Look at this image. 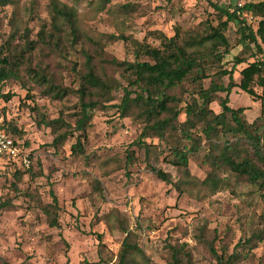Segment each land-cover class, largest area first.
Returning <instances> with one entry per match:
<instances>
[{
  "label": "rangeland",
  "instance_id": "obj_1",
  "mask_svg": "<svg viewBox=\"0 0 264 264\" xmlns=\"http://www.w3.org/2000/svg\"><path fill=\"white\" fill-rule=\"evenodd\" d=\"M232 1L243 6L264 0H110L108 4L104 0H10L7 6H0V46L10 41L12 49L21 51L26 32L30 41H36L46 27L51 43H39L31 58L33 69L63 88L77 90L84 49L97 56L99 67L109 78L127 87L121 72L103 62L104 58L133 63L136 48L131 40L159 48V34L173 37L178 29L187 34L202 32L207 25L216 27L219 15L212 4L228 7ZM54 2L76 13L80 44L74 49L70 30L61 19L62 33L53 30ZM246 20L257 30L258 19L248 15ZM15 32L18 35L11 41ZM225 34L232 47L223 64L231 69L234 57L241 55L244 47L239 45L234 24ZM111 36L130 41H113ZM138 60L153 63L143 55ZM246 67L237 68V83ZM28 69L24 66L19 81L11 79L0 90L2 116L22 134L16 135L22 145L15 166L0 165V203L9 205L0 212V264H118L126 238L124 229L132 233L133 243L142 251L132 256V264H175L172 249L190 255V264H217L215 255L231 256L240 240L264 230V198L253 186L230 178L231 185L214 196L191 186L180 195L173 185L161 181L151 168L169 174L174 183L181 173L164 161V154L157 155L167 149L158 136L144 139L159 149L149 156L136 145L142 124L120 117L113 107L122 101L121 88L113 93V102L91 113L84 133H75L54 148V135L51 129L37 125L34 108L48 119L63 117L75 127L78 99L70 95L61 101L45 95L44 87L33 81ZM254 89L264 96V89ZM3 95L12 99L6 101ZM184 99L188 100V95ZM229 105L245 108L249 123L264 115V101L239 88L232 91ZM211 108L220 112L217 103ZM228 125H232L230 120ZM78 140L83 152L73 154ZM205 154L203 150L190 161L191 174L200 181L210 171L203 163ZM16 170L23 176L17 177ZM51 189L61 208L60 229L48 225L42 210L52 202ZM98 236H102L101 242ZM180 257L184 260V255ZM236 264H264V240Z\"/></svg>",
  "mask_w": 264,
  "mask_h": 264
},
{
  "label": "trees",
  "instance_id": "obj_2",
  "mask_svg": "<svg viewBox=\"0 0 264 264\" xmlns=\"http://www.w3.org/2000/svg\"><path fill=\"white\" fill-rule=\"evenodd\" d=\"M104 1L106 4L110 2ZM9 3L10 0H0L2 7ZM212 7L219 15L216 27L207 25L202 32L187 34L178 29L173 37L159 34V48L111 36L113 41H130L136 48V61L133 63L120 62L115 58L103 60L121 72L128 83L127 87H122L114 78H109L105 70L99 67L97 56L83 49L85 61L83 68L78 70L79 88H63L56 84L53 78L31 66L32 55L39 43H51L45 32L46 27L37 34L36 41H30L26 32L25 40L23 39L25 46L21 51L16 47L12 49L10 41L0 46V90L11 79L19 81L21 69L28 66L27 73L33 81L44 87L45 95L61 101L70 95L77 97L75 127L68 124L63 117L48 119L39 108H34L37 125L51 129L54 135L51 145L57 148L75 133H84L92 120L91 113L104 109L113 102V93L121 88L122 101L113 107L118 109L120 117L132 118L142 124V133L136 145L144 149L149 156L156 153L158 147L146 144L144 139L147 135L158 136L160 143L166 142L167 149L157 155L164 154V161L181 173L180 180L174 183L169 174L151 168L161 181L173 185L180 195L191 186L194 189L204 188L214 196L229 187V179L233 178L237 183L255 187L264 198V115L249 123L245 108L233 109L229 105L231 93L235 88L264 101V96H259L254 89H264V1L243 6L232 1L228 7L219 3L212 4ZM52 13L53 30L62 33L59 22L61 19L70 30L69 41L74 49L80 44L76 13L66 6L60 7L57 2L53 3ZM248 15L258 19L257 30L248 25ZM231 24L236 26L240 36L239 45L244 49L241 55L234 57L231 69H227L223 62L230 54L232 46L225 33L229 31ZM17 35L18 32H15L10 40L14 41ZM54 39L55 36H52V40ZM59 44L60 40H57L56 45ZM141 55L152 59L153 63L139 62ZM241 65L247 67L241 70L240 82L237 83L234 74ZM74 71L76 72V68ZM206 82H209L208 86ZM185 95H188V100L184 99ZM1 98L6 101L12 99L10 95H3ZM214 103L219 105V113L211 108ZM182 104L185 105L184 108L180 107ZM182 116L185 121L180 123ZM229 120L231 126L228 125ZM2 128L16 142H20L16 135L22 134L10 121L5 120ZM203 150L206 151L203 163L208 165L210 171L206 179L200 181L191 174L190 161ZM82 152V145L78 140L72 147V153ZM131 159L133 160V157L127 158L128 161ZM0 165L15 166L13 160L8 159H4ZM23 174L16 170L17 177L20 178ZM50 198L52 202L43 206L42 210L48 225L53 229H60L61 208L52 189ZM8 206L6 203H0V212ZM124 233L126 238L118 254V264H132V256L142 254V251L133 243L132 233L128 229H124ZM98 240L101 242L102 236H98ZM263 240L264 230L254 233L247 240H240L231 256L215 255L217 264L238 263L240 258H247ZM172 250L175 264H190V255ZM181 255H184V260Z\"/></svg>",
  "mask_w": 264,
  "mask_h": 264
},
{
  "label": "built area",
  "instance_id": "obj_3",
  "mask_svg": "<svg viewBox=\"0 0 264 264\" xmlns=\"http://www.w3.org/2000/svg\"><path fill=\"white\" fill-rule=\"evenodd\" d=\"M5 118L0 111V164L4 159L13 160V162L20 156V142L11 137L2 128Z\"/></svg>",
  "mask_w": 264,
  "mask_h": 264
}]
</instances>
